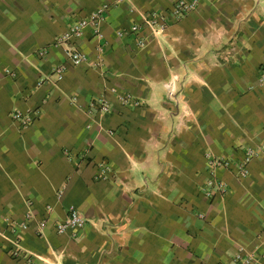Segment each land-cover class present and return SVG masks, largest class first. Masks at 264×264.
I'll use <instances>...</instances> for the list:
<instances>
[{
  "label": "crops",
  "instance_id": "0c3cea01",
  "mask_svg": "<svg viewBox=\"0 0 264 264\" xmlns=\"http://www.w3.org/2000/svg\"><path fill=\"white\" fill-rule=\"evenodd\" d=\"M173 2L0 0V264H231L240 250L264 264V0H198L179 18ZM100 5L101 38L86 26L55 43ZM151 12L161 28L117 34ZM100 96L108 112L90 109ZM207 154L230 161L224 194H208ZM71 207L83 224L56 233Z\"/></svg>",
  "mask_w": 264,
  "mask_h": 264
},
{
  "label": "built area",
  "instance_id": "2783aa9c",
  "mask_svg": "<svg viewBox=\"0 0 264 264\" xmlns=\"http://www.w3.org/2000/svg\"><path fill=\"white\" fill-rule=\"evenodd\" d=\"M197 1L198 0H174L173 4L171 5V8L169 9V13L174 18H179L185 13L191 11L195 7ZM106 9H107L106 5H100L87 17H82L75 20L68 26V28L64 32L56 36L55 43H61V42L66 43L69 42L71 39L81 36L86 26H90L95 36L101 38L102 35L99 31V24L103 20ZM164 17L165 14L162 13H155V12L147 13L144 16L141 23H133L132 25H130L128 30L126 31L118 30L117 34L119 36L125 33L135 34L138 33L142 27L153 30L158 25V22L161 23L160 24V28H161L163 25ZM136 43L138 45H142L144 43V40L140 37H137ZM99 51L100 52L102 51V45H99ZM65 54L67 56V59L74 65H77L87 59L86 54L81 52L80 50H77L73 45H68V47H66ZM64 69H65L64 64H59L54 67L53 74L57 79L61 77ZM259 81L261 83H264V69H262L259 74ZM172 92L173 89H171L169 94L172 95ZM117 96L118 99L123 104L132 103L133 105H138L139 103V101L129 92H119ZM89 107L92 111L97 110L99 112H108L110 110V103L104 96H100L98 98L93 99L89 103ZM13 118L15 120H18L20 124L26 125L33 120L34 112L27 111L22 113L19 111H15L13 113ZM258 153L259 151L255 150L254 148H247L243 157L235 160L236 171L239 176H245L247 174L246 164L253 156L257 155ZM207 157H208L207 165L210 174L209 178L206 180V185L210 187L208 194L211 195L213 192L224 194L227 192L228 189L225 182H223L221 179L217 177L216 169L219 167H227L230 164V161L225 158L210 156L209 154H207ZM83 222H84L83 216L78 212L76 208L71 207L69 208L64 220L54 221L51 224V226L54 228L56 233H63L69 227L81 226ZM9 224L12 230H14L15 228L27 227L26 222L11 224V222L9 221ZM47 225L48 222L46 219L38 220L36 231L40 232ZM263 230H264V226H263ZM10 254L15 258H18L23 255L20 249L16 247L10 249ZM24 258H26L29 264H34L33 254L27 253ZM261 258L264 259V244L261 252ZM231 264H256V263L254 262V258L251 255L247 253L243 254L241 253L240 250V252L234 255Z\"/></svg>",
  "mask_w": 264,
  "mask_h": 264
}]
</instances>
